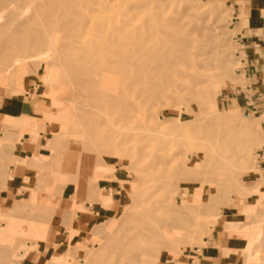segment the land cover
Here are the masks:
<instances>
[{
    "label": "rangeland",
    "instance_id": "obj_1",
    "mask_svg": "<svg viewBox=\"0 0 264 264\" xmlns=\"http://www.w3.org/2000/svg\"><path fill=\"white\" fill-rule=\"evenodd\" d=\"M6 1H15L18 13L30 2ZM131 1L111 0L106 10L117 16ZM253 1L247 0L243 12L234 8L233 0H204L216 8L211 14L204 7H194L201 6L203 0H163L168 4L166 17L184 22L183 31L193 39L189 55L196 57L197 63L195 77L178 76L173 89L157 96L139 92L142 85L124 89L120 73L117 76L91 64L82 70L85 60L92 59L89 54L94 46L89 43L96 47L99 41L94 35L85 36L93 34L89 27L97 12L70 15L84 21L82 34L86 39L76 27L64 30L63 47L55 55H51L54 51L48 42L40 40L18 42L1 55V64H11L13 70L0 80V92L18 94L36 114L32 117L26 112L15 120L9 143L20 142L26 136L40 146V154H25L18 160L28 165L30 172L17 200L0 211V264H20L28 252L36 250L35 244L43 241L49 231L63 190L74 200L63 220L71 223L75 210L83 209L75 202L81 194L84 200L94 203L95 211L105 212L111 203V194H104L105 184L111 191L118 186V208L94 224L80 242L71 240L75 230L69 228L70 237L57 254L44 252L50 258L45 264H191L219 228L243 241L233 256L240 264H264V168L257 156L264 149V121L261 112L253 113L249 105L243 106L246 86L264 90V73L255 79L245 75L246 55L238 41L242 17L251 12ZM253 12L264 15V0L255 1ZM254 18L264 33V16ZM31 19L29 22L33 21L41 32L53 28L43 22L40 8ZM16 21L5 23L4 32L30 34V29L19 31ZM101 71L110 75L112 83L121 84L114 94L115 105L121 100L128 106L134 104L129 112L131 119L119 127L114 143L98 142L84 132L88 126L81 123L87 118L81 105L84 101L95 103L90 102L91 93L101 86L100 77L107 75ZM83 72L93 81L96 77V83L88 89ZM230 89L235 91L234 98L227 101L225 94ZM204 90H208L205 96ZM84 94L91 99H85ZM75 104L79 108L72 110ZM225 114L251 129L217 122ZM240 152H244L243 158ZM238 214L243 216L241 220L236 219ZM215 216L217 220H213ZM226 220L233 221L220 222ZM140 228L150 232L159 244L152 247L150 240L139 238L135 230ZM144 249L146 255L139 253L138 257L137 252L143 253Z\"/></svg>",
    "mask_w": 264,
    "mask_h": 264
},
{
    "label": "bare ground",
    "instance_id": "obj_2",
    "mask_svg": "<svg viewBox=\"0 0 264 264\" xmlns=\"http://www.w3.org/2000/svg\"><path fill=\"white\" fill-rule=\"evenodd\" d=\"M98 2L99 6L96 8L95 5ZM110 2L111 0H30L25 10L22 11V13H18L15 12V1L7 2L6 0H0V65L2 66L0 80L9 75L8 73H11L10 71L13 70H11V64L8 66L1 64V55L10 50V47L13 44L18 42L30 43L31 41L36 42L39 40L47 41L49 49L54 51L51 55H55V51L59 49L61 50L63 47L64 35L62 32L64 30H71L76 27L80 33V36L84 38V40L86 39L85 36L87 35V38L96 36V38H99V41H97L98 44L96 46L98 49L95 47L94 43H89L94 46L92 52L89 54V57L92 59L89 61L85 60L86 62L82 64V70L84 71L86 67H90L89 65L91 64V66H94V68L105 69L108 71V73L111 72V74L115 73L117 75V73H120L124 78V82L122 85L114 81V83H112L110 75L105 71L107 75L100 77L102 81L101 86L96 90L93 88L94 90L91 93L93 94V98H89L90 96H86L87 94L84 92L86 94H84V98L86 99L88 97L91 99V103L95 102V105L88 104V102L85 101L83 104L81 103V106L83 109H85L84 114L86 116L84 115V118L87 117L85 120L83 119L81 123L82 125L88 126L87 130L84 132H86L88 135L94 136L98 142L105 141L108 143H114L119 130H121L119 127L131 119L129 112L134 105L129 104L128 106L125 100L119 101L118 106L115 105L116 99L114 94L118 93L119 86L121 85L124 87V89H129L131 87H135L136 85H142L141 89L138 90L139 92H148L152 96H157L164 93L166 90L173 89L175 86L173 82L175 80L177 81L178 76L190 79L195 77L196 74L194 71L196 70L195 66L197 59L196 57H191L189 55V50L193 44V39L187 32L183 31L184 22L182 19H170L166 17V13H168V4L163 2V0H133L128 4V8L126 7L127 10L118 14L117 16L112 15L106 10ZM194 7L197 9L198 7H204V9H208L211 14H214L216 11L215 7L212 5L210 6L207 2H204V0L201 6L197 5ZM37 8H40L41 10L43 22L53 26L51 31L43 30V32H41L35 26L33 21L29 22L32 14H35L37 11ZM191 8L192 7H190L189 10ZM95 12L98 13V16H94V22L89 27L91 30H93V32H91L93 34L89 35L87 33L84 36L82 34L84 21L80 19V17L78 20L70 18V15L80 13V16H83ZM15 14H18V18H15ZM15 19L18 21L16 22L19 24V27H21V30L19 31L30 29V34L28 33V35L21 36L18 32L16 34L12 33L9 35L4 32V25H6L5 23L15 21ZM78 35L77 38H79ZM88 40L84 42L87 44ZM19 72L21 71L19 70ZM105 72L101 71V73ZM13 73H15V70ZM16 75L17 72L15 73V76ZM17 77L18 76H16V78ZM60 77H63V75ZM83 77L84 84L87 87L86 89L89 88L88 86H90V84L94 85L96 83V77L93 81L87 76L86 72H83ZM77 81V83H74L77 85L78 83H81L79 80ZM68 87L70 88L71 85ZM68 87H65L64 85L65 89ZM79 87H81V84ZM82 88L85 90L84 87ZM207 92L208 90H204L202 95L205 96ZM73 107L72 110H76L79 108V105L75 104ZM67 110L68 108H66V111ZM80 113L83 112L80 111ZM230 114H225L222 118L216 119L217 122L223 120L225 122L231 123V125L235 124L242 128L251 129L244 122L235 120ZM134 120L136 119H133V121ZM77 123L80 124L79 121H77ZM239 156L243 158L244 152H240ZM213 220H217V217L215 216V219ZM40 226H42V224ZM135 231V234H139V238L141 237L142 240V237L147 238L146 241L150 240L152 247L153 245L159 244L158 241L153 239V237L150 235V232L144 231L143 228H140L139 230L137 229ZM170 242H172V245L175 247H178L176 245L178 243L175 241L171 240ZM135 252H137V250ZM144 252H146L145 249L143 250V253L142 251H138V257L140 256L139 253H141V255H146L147 252ZM136 256L135 259H139L140 261V258ZM135 259H133V261ZM143 259L144 258L141 260ZM143 262L144 261L141 263Z\"/></svg>",
    "mask_w": 264,
    "mask_h": 264
},
{
    "label": "crops",
    "instance_id": "obj_3",
    "mask_svg": "<svg viewBox=\"0 0 264 264\" xmlns=\"http://www.w3.org/2000/svg\"><path fill=\"white\" fill-rule=\"evenodd\" d=\"M255 1L252 3L251 12L247 16L244 14L242 17V26L240 36L238 37L240 46L246 55L243 61L244 72L246 76L250 74L252 79L257 78V75L262 71L264 73V69H262L264 66V33L262 27L257 24L254 18V15H257L258 18L264 15L254 14ZM233 6L237 11L242 9L244 12L247 10V0H233ZM238 22H240V19ZM244 92L246 94L244 98L246 103L243 106L249 105L253 113L261 112L260 115L264 121V90H260L258 87L249 84L245 87ZM233 93H235L234 90H228L225 94L227 98L225 100L230 101L233 99ZM235 99L239 101L238 97ZM239 103L237 102L239 107H241L242 105ZM26 112L32 117L36 116L33 108L27 104V100L20 98L16 93L8 91L0 92V211H3L4 208L17 200L22 186L25 184L26 177L30 172L28 165L18 162V160L24 158L25 154H28L30 157L40 154L38 151L40 146L25 138L26 136L21 137L20 142L16 141L15 143L13 141L12 145L9 143L11 135H13L12 127L14 126L15 128V120L19 119ZM261 167L264 168V161ZM103 190L107 191L104 194H111V203L105 212H101L102 209L100 212L95 211L94 203L84 200V195L81 194V197L75 198V202L80 204L83 209L75 210L76 216L73 217L71 223L62 218L64 213L70 210L74 200L70 193L63 190L57 200L56 210L51 219L50 228L45 239L37 242L35 244L36 250L28 252L20 264H45L50 258L47 257L48 255H44V252H50L52 255L57 254L59 249L66 245L70 237L69 228L75 230V233L71 236V240L80 242L88 236V232L94 224H97L101 219L110 217L120 204V198L118 197L120 191L118 186H114V191H111V187L107 184L104 185ZM231 214L232 212H227L226 215ZM239 214L236 219L239 218L238 220H241L243 216L241 217ZM232 221L226 220L220 222L223 224L225 222L231 223ZM205 242H207V248H203L202 252L197 254L196 259L192 260L191 264H240L237 258L233 256L234 252L242 247L243 241L235 238L234 234H230L229 230L219 228L214 231L212 238L207 239ZM244 242L247 247L248 240ZM189 255L192 257V254Z\"/></svg>",
    "mask_w": 264,
    "mask_h": 264
},
{
    "label": "built area",
    "instance_id": "obj_4",
    "mask_svg": "<svg viewBox=\"0 0 264 264\" xmlns=\"http://www.w3.org/2000/svg\"><path fill=\"white\" fill-rule=\"evenodd\" d=\"M257 156L259 164H262L264 161V149L259 150Z\"/></svg>",
    "mask_w": 264,
    "mask_h": 264
}]
</instances>
